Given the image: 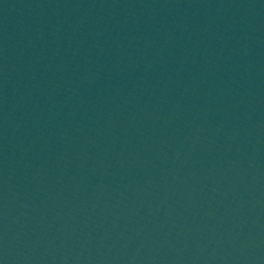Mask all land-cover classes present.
<instances>
[{"label":"water","instance_id":"95a60500","mask_svg":"<svg viewBox=\"0 0 264 264\" xmlns=\"http://www.w3.org/2000/svg\"><path fill=\"white\" fill-rule=\"evenodd\" d=\"M0 264H264V0H0Z\"/></svg>","mask_w":264,"mask_h":264}]
</instances>
